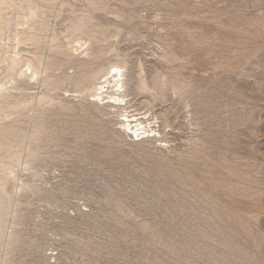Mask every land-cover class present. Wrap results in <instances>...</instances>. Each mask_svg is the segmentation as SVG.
<instances>
[{
	"label": "rangeland",
	"instance_id": "obj_1",
	"mask_svg": "<svg viewBox=\"0 0 264 264\" xmlns=\"http://www.w3.org/2000/svg\"><path fill=\"white\" fill-rule=\"evenodd\" d=\"M0 264H264V0H0Z\"/></svg>",
	"mask_w": 264,
	"mask_h": 264
},
{
	"label": "bare ground",
	"instance_id": "obj_2",
	"mask_svg": "<svg viewBox=\"0 0 264 264\" xmlns=\"http://www.w3.org/2000/svg\"><path fill=\"white\" fill-rule=\"evenodd\" d=\"M104 77H105L104 81L101 80L102 82H101L100 86L98 87L99 94H106L107 97L115 98L114 100H111L110 102H116V101H120V100L123 101V94L122 93L124 92V82H123V78H122L123 74L121 73L120 65L119 66L118 65L113 66L111 71L110 72L107 71V73L103 76V78ZM102 83H105V85ZM112 87H116L115 90L119 91L117 95H112L110 93V88H112ZM136 118L127 119L126 121H130V122L134 121V123H135L137 121ZM129 125L137 128L138 126L141 125V122L138 124H134V125H132V123H130ZM134 133H135V131H134ZM136 134H137V137H140V135L142 133H141V131L138 130V132Z\"/></svg>",
	"mask_w": 264,
	"mask_h": 264
}]
</instances>
